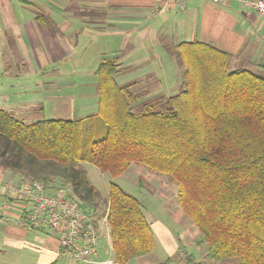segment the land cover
<instances>
[{
  "label": "trees",
  "instance_id": "1",
  "mask_svg": "<svg viewBox=\"0 0 264 264\" xmlns=\"http://www.w3.org/2000/svg\"><path fill=\"white\" fill-rule=\"evenodd\" d=\"M165 49L181 69L175 95L140 100L103 59L93 115L24 123L0 109V168L17 183L58 188L94 226L105 217L115 264L152 252L150 223L115 183L99 195L82 163L111 177L131 164L167 177L207 259L264 264V76L230 71L226 52L198 41Z\"/></svg>",
  "mask_w": 264,
  "mask_h": 264
},
{
  "label": "crops",
  "instance_id": "2",
  "mask_svg": "<svg viewBox=\"0 0 264 264\" xmlns=\"http://www.w3.org/2000/svg\"><path fill=\"white\" fill-rule=\"evenodd\" d=\"M166 1L168 0H133V11L126 12L118 9L108 12L107 15L103 13L94 17L96 21L102 22V29L106 25L107 35L121 39L114 51V60L118 64L115 79L119 76L122 78L118 85L133 84L132 92L137 94L144 92L145 97L175 95L179 86L171 84L166 88L162 85L163 76L161 74L164 60L161 54L168 44L177 45L192 41L208 44L226 52L230 56L228 63L230 71L245 69L256 75L264 76V17H258L253 11L243 8L239 3L233 1L221 0L213 3L209 0H185L182 6L174 4L170 8L163 6ZM169 1L174 3L173 0ZM10 12L14 14L12 10ZM142 13L148 14V16L151 14L152 17L159 16L162 24L154 26L156 22H150L148 18L145 19V22L143 21L144 23L141 22L145 18L140 17ZM65 16L66 20L55 25L53 32L37 22L33 15L25 23L14 20V23L9 26L16 37V50L29 64L30 72H34L33 70L40 72L49 67L61 65L68 60L69 55L75 54V47L68 45L65 34L68 28L73 27V23L69 19H88L89 17L85 15L68 16V14ZM167 22L169 25L166 24ZM24 32L27 34L22 36ZM29 37L32 40L27 41L26 38ZM167 39L179 41L173 44L165 42ZM150 40L160 48L157 66L153 63L150 64L153 59H150L147 54L141 55L133 50L135 46L148 45ZM128 42L132 46L130 50L125 47ZM35 64L37 67L34 68ZM153 75L155 82L150 81L153 80ZM148 90L152 91L149 93ZM153 90L156 95H152ZM163 90L173 91L163 94ZM40 107L38 100L36 105L24 109L26 114L14 116L11 110L5 108L3 111L25 123V119L29 118L26 115H30L31 110H39ZM15 180L9 171L0 168V184L9 181L18 184ZM137 186L142 187L139 182H137ZM106 197L107 195L104 198ZM0 198V262L2 264H24L26 261L25 251L37 248V264H58L64 255L59 247V235L47 228L26 230L20 224L23 205L19 201L2 195ZM105 224L107 223L104 217L99 219L94 226L97 229L96 256L91 258L88 263L73 261L74 264H115L109 232L106 231ZM151 230L154 238L152 250L155 251L154 264H190L191 262L201 264L196 255L197 252L193 249V247L198 248L201 245L200 240L193 241L189 232L179 231L174 234V231H170L156 220ZM188 245L190 248H187ZM110 251L112 258L105 259L110 255ZM98 258H104V261L98 262ZM133 262L134 264H152L151 260L148 261L145 258H138Z\"/></svg>",
  "mask_w": 264,
  "mask_h": 264
},
{
  "label": "rangeland",
  "instance_id": "3",
  "mask_svg": "<svg viewBox=\"0 0 264 264\" xmlns=\"http://www.w3.org/2000/svg\"><path fill=\"white\" fill-rule=\"evenodd\" d=\"M133 3V0H0V109L11 110L14 116L22 115L26 114L25 108L36 105V101L39 100L40 109L31 110L30 115H26L29 118L25 119V123L61 118L77 120L96 113L98 90L95 71L101 60L115 58L114 51L121 39L107 35L106 25L102 29V22L96 21L94 17L103 13L107 15L108 12L118 9L126 12L133 11ZM65 14L89 17L77 20L68 17L69 21L73 23V27L68 28L65 34L68 45L75 47V54L69 55L68 60L61 65L52 66L40 72L35 70L30 72L29 64L16 50V37L9 26L14 23V20L25 23L33 15L35 19L38 18L37 22L53 32L55 25L66 20ZM140 17H145L141 22H145V19L148 18L150 22H156L154 26L162 24L159 16L152 17L151 14L148 16V14L142 13ZM166 24L169 25L168 22ZM25 34L27 32H24L22 36ZM26 40L29 41L32 38L29 37ZM178 41L177 39L165 40V42L173 44ZM125 47L129 50L132 48L129 42L125 44ZM133 50L141 55L147 54L150 59H153L150 64L158 65L160 48L156 43H152L150 40L148 45L135 46ZM162 53L161 56L164 60L161 74L163 76L162 85L167 88L171 84H176L178 87L182 81L181 69L177 67L175 58L166 49ZM35 67H37L36 64ZM121 81L120 76L116 77V84ZM150 81L155 82L154 75L153 80ZM43 85L45 86L43 87ZM142 87L145 88L144 85ZM148 91L150 93L152 90ZM153 91L152 95H156L155 90ZM171 91L173 90H163V94H169ZM142 93L140 100L151 99V96L145 97L146 94ZM81 166L86 171L88 182L102 197L107 195L108 184L112 182L126 194L136 198L141 203L144 215L151 227L156 220L170 231H174V234L179 231H187L193 241L201 239L193 223L182 213L177 204V188L167 177L151 173L145 167L137 164H131L126 172L117 177L102 173L90 164L82 163ZM137 182L142 187H138ZM50 189L58 190V188ZM105 226L106 231L109 232L107 224ZM187 248H190V245ZM196 248L193 247L201 264H237V259H230L226 262H214L207 259L205 256L206 245L203 243ZM34 249L25 251L26 261L24 264H37L38 250ZM154 253L155 251H152L142 258L151 260L150 263L154 264ZM108 258H112L111 251L110 255L105 257V259ZM103 259L98 258L97 261H104ZM68 263L74 264L73 260L64 254L58 264ZM0 264L2 263L0 262ZM129 264H134V262Z\"/></svg>",
  "mask_w": 264,
  "mask_h": 264
},
{
  "label": "built area",
  "instance_id": "4",
  "mask_svg": "<svg viewBox=\"0 0 264 264\" xmlns=\"http://www.w3.org/2000/svg\"><path fill=\"white\" fill-rule=\"evenodd\" d=\"M164 2V7L182 6L185 0ZM217 3L221 0H209ZM264 17V0H226ZM0 195L23 205L20 224L26 230L47 228L59 235V247L75 263H88L96 256L97 229L93 219L77 203L68 200L63 192L52 191L38 182H4ZM190 264H198L191 262Z\"/></svg>",
  "mask_w": 264,
  "mask_h": 264
}]
</instances>
